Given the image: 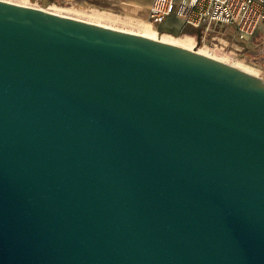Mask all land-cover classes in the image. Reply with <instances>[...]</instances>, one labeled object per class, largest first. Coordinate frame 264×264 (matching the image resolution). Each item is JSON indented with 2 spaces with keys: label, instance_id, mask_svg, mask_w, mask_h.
<instances>
[{
  "label": "water",
  "instance_id": "obj_1",
  "mask_svg": "<svg viewBox=\"0 0 264 264\" xmlns=\"http://www.w3.org/2000/svg\"><path fill=\"white\" fill-rule=\"evenodd\" d=\"M0 264H264V78L0 0Z\"/></svg>",
  "mask_w": 264,
  "mask_h": 264
},
{
  "label": "built area",
  "instance_id": "obj_2",
  "mask_svg": "<svg viewBox=\"0 0 264 264\" xmlns=\"http://www.w3.org/2000/svg\"><path fill=\"white\" fill-rule=\"evenodd\" d=\"M147 20L169 36L190 35L210 56L251 62L264 56V0H151Z\"/></svg>",
  "mask_w": 264,
  "mask_h": 264
},
{
  "label": "rangeland",
  "instance_id": "obj_3",
  "mask_svg": "<svg viewBox=\"0 0 264 264\" xmlns=\"http://www.w3.org/2000/svg\"><path fill=\"white\" fill-rule=\"evenodd\" d=\"M11 1H24L25 4L37 7L34 0ZM148 4L149 8L151 1ZM38 5L42 8L52 10L53 12L56 11V13L59 14L75 17L85 21L100 22L106 24V26L123 30H131L132 32H138L142 30V28L137 24L138 21L143 22V24L150 23L147 18H142L139 15L129 14L123 9V7H120L109 0H47L45 4L39 3ZM139 13L147 16L148 9L146 12L141 11ZM178 36L191 37L190 35ZM178 36H174V38H177ZM261 38L262 35H259V37L255 38L254 41H259ZM254 57L255 59H253L252 62L244 61L242 63L248 67L261 71V75L259 77L264 78V63L262 62L264 61V56L257 54Z\"/></svg>",
  "mask_w": 264,
  "mask_h": 264
},
{
  "label": "bare ground",
  "instance_id": "obj_4",
  "mask_svg": "<svg viewBox=\"0 0 264 264\" xmlns=\"http://www.w3.org/2000/svg\"><path fill=\"white\" fill-rule=\"evenodd\" d=\"M19 3H24L25 4L24 1H20ZM54 12H56V11H54ZM94 23L106 25V24H103V23H100V22H94ZM137 24L139 25V27L142 28V30H140V31H138L136 33H140V34H143V35H146V36H149V37H152V38H156V39H159V40H162V41H167V42H170V43H174V44H177V45H180V46L195 50L197 52H201L203 54H208L207 50L204 47L196 45L194 39L189 37V36L188 37L187 36H178L177 38H174L172 36H169L168 34L160 33L156 29V26L151 24V23L143 24V22L138 21ZM127 31H131V30H127ZM211 56H213V57H215V58H217L219 60H222L224 62H227L229 64H233L234 66H236V67H238V68H240L242 70H245V71H247V72H249L251 74H254L255 76H260L261 75V71L256 70V69L251 68V67H248L247 65L243 64L242 62H244V60H242V61L240 60L239 61V59H237V60L232 61L230 56L220 55L218 53H213Z\"/></svg>",
  "mask_w": 264,
  "mask_h": 264
},
{
  "label": "crops",
  "instance_id": "obj_5",
  "mask_svg": "<svg viewBox=\"0 0 264 264\" xmlns=\"http://www.w3.org/2000/svg\"><path fill=\"white\" fill-rule=\"evenodd\" d=\"M110 2L123 7V9L132 15H139L142 18H147L146 15H142L139 12L145 11L148 9V3L151 0H109Z\"/></svg>",
  "mask_w": 264,
  "mask_h": 264
}]
</instances>
